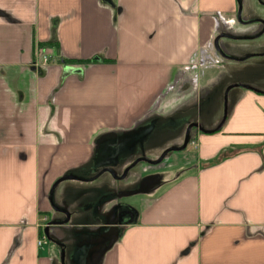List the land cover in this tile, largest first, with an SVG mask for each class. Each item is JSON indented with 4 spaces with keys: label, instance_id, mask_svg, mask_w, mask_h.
Listing matches in <instances>:
<instances>
[{
    "label": "crops",
    "instance_id": "crops-1",
    "mask_svg": "<svg viewBox=\"0 0 264 264\" xmlns=\"http://www.w3.org/2000/svg\"><path fill=\"white\" fill-rule=\"evenodd\" d=\"M0 264H264V0H0Z\"/></svg>",
    "mask_w": 264,
    "mask_h": 264
},
{
    "label": "built area",
    "instance_id": "built-area-1",
    "mask_svg": "<svg viewBox=\"0 0 264 264\" xmlns=\"http://www.w3.org/2000/svg\"><path fill=\"white\" fill-rule=\"evenodd\" d=\"M45 58H46L45 56L42 57L43 60H45ZM191 144L194 145V142L191 141ZM43 221H46V218H44ZM45 241H46V237L45 235H43L41 239L37 241V245L40 246L41 244L45 243Z\"/></svg>",
    "mask_w": 264,
    "mask_h": 264
},
{
    "label": "water",
    "instance_id": "water-1",
    "mask_svg": "<svg viewBox=\"0 0 264 264\" xmlns=\"http://www.w3.org/2000/svg\"><path fill=\"white\" fill-rule=\"evenodd\" d=\"M224 115H226V110H225V114ZM224 118H225V116H224ZM220 127V126H219ZM219 127L217 128V129H219ZM189 129H190V127L188 128V130H187V134H186V136H185V141H184V145L183 146H185L186 144H187V142H188V139H189V137H188V131H189ZM68 178H70V177H64L63 179H68ZM46 232V231H45Z\"/></svg>",
    "mask_w": 264,
    "mask_h": 264
},
{
    "label": "trees",
    "instance_id": "trees-1",
    "mask_svg": "<svg viewBox=\"0 0 264 264\" xmlns=\"http://www.w3.org/2000/svg\"><path fill=\"white\" fill-rule=\"evenodd\" d=\"M65 62H68L67 60H65ZM71 63V62H70Z\"/></svg>",
    "mask_w": 264,
    "mask_h": 264
}]
</instances>
